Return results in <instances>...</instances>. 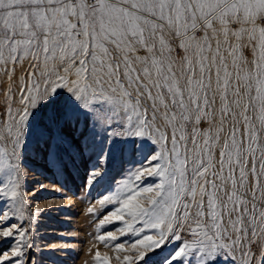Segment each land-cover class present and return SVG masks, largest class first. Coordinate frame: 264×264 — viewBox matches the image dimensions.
Listing matches in <instances>:
<instances>
[{
	"label": "snow or ice",
	"instance_id": "1",
	"mask_svg": "<svg viewBox=\"0 0 264 264\" xmlns=\"http://www.w3.org/2000/svg\"><path fill=\"white\" fill-rule=\"evenodd\" d=\"M82 114L105 139L82 190L117 140L152 146L87 208L118 264L170 245L160 264H264V0H0V264H36L29 133L50 163L83 157Z\"/></svg>",
	"mask_w": 264,
	"mask_h": 264
},
{
	"label": "rangeland",
	"instance_id": "2",
	"mask_svg": "<svg viewBox=\"0 0 264 264\" xmlns=\"http://www.w3.org/2000/svg\"><path fill=\"white\" fill-rule=\"evenodd\" d=\"M61 95L62 99H68L66 94ZM66 135L79 148H86L88 145L92 147L82 157L77 147L70 145V150L63 155L62 161L55 164L33 151V135L29 133L28 136V147L23 163L30 172L27 174L25 190L31 192L38 189L39 185H44L43 189L36 191L31 203L45 209L40 218L33 222L35 247L30 255L36 260V264H95L93 257L98 250L102 255L107 253L111 257V264H118L115 258L118 254L111 247H105L95 239L98 234L96 225L99 219L107 214L108 209L103 212L98 211L96 214H88L87 208L94 204L97 198L110 194L111 190L122 183L123 178L130 175L131 170L139 167L152 146L148 141H144L140 154L133 156L132 144L128 142V151L122 158L121 148L124 144L117 140L111 148L110 159L103 175L87 192L82 189L88 179V171L97 165L101 151L104 150L103 133L98 135L96 129L88 126L87 118L82 114L79 131L68 132ZM148 182L145 180L144 184ZM54 186L62 188L63 191L57 190ZM49 205H51L50 209ZM2 206L3 202H0V207ZM112 207V205L108 206V208ZM13 222L19 221L10 220L8 223ZM119 226V222H114L105 226L99 234L115 231ZM121 240L127 242L128 237H122ZM93 245L96 247L93 248ZM8 246L7 243L0 242V248L7 249ZM172 247L170 245L166 250L149 257V264H160ZM216 264H225V261L218 260Z\"/></svg>",
	"mask_w": 264,
	"mask_h": 264
}]
</instances>
